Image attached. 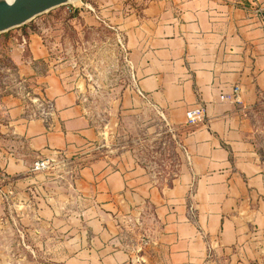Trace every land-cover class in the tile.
<instances>
[{
    "label": "crops",
    "instance_id": "0c3cea01",
    "mask_svg": "<svg viewBox=\"0 0 264 264\" xmlns=\"http://www.w3.org/2000/svg\"><path fill=\"white\" fill-rule=\"evenodd\" d=\"M94 2L130 72L121 121L182 130L178 171L164 183L103 151L105 129L22 27L0 36L26 90L0 96V214L49 234L45 264H264V0ZM42 159L55 166L32 173Z\"/></svg>",
    "mask_w": 264,
    "mask_h": 264
},
{
    "label": "rangeland",
    "instance_id": "374dc122",
    "mask_svg": "<svg viewBox=\"0 0 264 264\" xmlns=\"http://www.w3.org/2000/svg\"><path fill=\"white\" fill-rule=\"evenodd\" d=\"M94 1L78 0L25 27L39 35L47 62L70 82L87 118L105 129L102 150L112 156L129 153L140 167L167 183L178 171L182 130H173L159 119L137 124L121 121L119 99L127 90L130 72L117 27L108 16L94 18L88 7L98 8ZM79 11L91 15L79 16ZM13 74L5 57H0V96L25 90L14 82ZM0 181L12 182L1 173ZM48 236L21 226L14 214H0V264H45L53 252Z\"/></svg>",
    "mask_w": 264,
    "mask_h": 264
},
{
    "label": "water",
    "instance_id": "95a60500",
    "mask_svg": "<svg viewBox=\"0 0 264 264\" xmlns=\"http://www.w3.org/2000/svg\"><path fill=\"white\" fill-rule=\"evenodd\" d=\"M78 0H0V36Z\"/></svg>",
    "mask_w": 264,
    "mask_h": 264
},
{
    "label": "built area",
    "instance_id": "2783aa9c",
    "mask_svg": "<svg viewBox=\"0 0 264 264\" xmlns=\"http://www.w3.org/2000/svg\"><path fill=\"white\" fill-rule=\"evenodd\" d=\"M238 93H239L238 88H234L233 94H234L235 100L237 99ZM221 99H224V97H222ZM185 119H186L185 129L187 130L192 129L199 124H202L205 120L203 108L200 106H197L193 109L188 110L185 114ZM54 166H55V162L52 161L51 159L37 160L33 164L31 168V172L32 173H45L51 170Z\"/></svg>",
    "mask_w": 264,
    "mask_h": 264
},
{
    "label": "bare ground",
    "instance_id": "6f19581e",
    "mask_svg": "<svg viewBox=\"0 0 264 264\" xmlns=\"http://www.w3.org/2000/svg\"><path fill=\"white\" fill-rule=\"evenodd\" d=\"M7 2H9V3H11L12 2V0H6Z\"/></svg>",
    "mask_w": 264,
    "mask_h": 264
}]
</instances>
